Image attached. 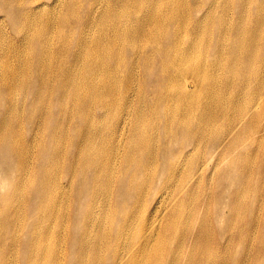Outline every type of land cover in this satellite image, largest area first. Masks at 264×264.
<instances>
[{"label":"bare ground","instance_id":"bare-ground-1","mask_svg":"<svg viewBox=\"0 0 264 264\" xmlns=\"http://www.w3.org/2000/svg\"><path fill=\"white\" fill-rule=\"evenodd\" d=\"M0 33V264H264V0H0Z\"/></svg>","mask_w":264,"mask_h":264},{"label":"rangeland","instance_id":"rangeland-1","mask_svg":"<svg viewBox=\"0 0 264 264\" xmlns=\"http://www.w3.org/2000/svg\"><path fill=\"white\" fill-rule=\"evenodd\" d=\"M145 4V3H144ZM151 3H147L146 5H150ZM0 37L2 38V34L0 33ZM140 42V41H139ZM1 47H5V45H2ZM140 48V47H139ZM221 67L218 65V70L220 69ZM261 72L264 74V68H262L261 69ZM218 83L220 84L221 83V77H219V75H218ZM221 87V86H220ZM227 97V94L225 93H223L222 91H219V96H218V109H219V107L223 104V100L225 99ZM249 102V100L248 101H246L245 103L247 104ZM219 111V110H218ZM228 126V125H227ZM227 126L225 127V129L227 128ZM263 176V175H262ZM205 182V181H204ZM176 187V186H175ZM222 204H223V200H221V201H218V212H220L221 211V206H222ZM247 203H243V204H241V205H238V207H240L242 210H243V212L246 210V208H247ZM234 208V206L232 207V209ZM226 211H227V209H225ZM226 211H223L222 210V212H220L219 214H218V228H220V227H222V226H224V224H226V221H228L229 219H227L226 218V214H227V212ZM257 214H260V213H258V212H256ZM233 217V216H232ZM233 223H234V225H232V229H230L229 228V221L227 222V224H228V226H227V241L228 242H230V245H234L235 244V242H236V240H238V238H236V237H232V236H230V234L232 233V232H234V233H236V231H239V234H240V232H241V230H242V224H241V217H238V218H234L233 219ZM239 224V228L236 230V225L235 224ZM251 232H252V230L251 231H249L248 232V235L250 236V234H251ZM221 237H222V235H220ZM253 242H254V245H255V247L257 248L258 247V244H259V242H258V237H257V235H256V238L253 240ZM255 264H257V262L255 263Z\"/></svg>","mask_w":264,"mask_h":264}]
</instances>
